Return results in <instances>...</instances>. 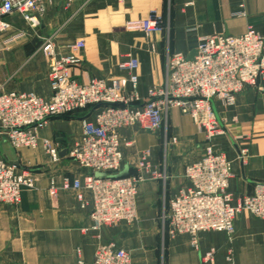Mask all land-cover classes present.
<instances>
[{"label":"crops","instance_id":"1","mask_svg":"<svg viewBox=\"0 0 264 264\" xmlns=\"http://www.w3.org/2000/svg\"><path fill=\"white\" fill-rule=\"evenodd\" d=\"M43 8L37 28L17 14L7 19L10 28L0 37V93L50 98L48 63L41 52L47 40L59 54H67L76 41L84 42L82 64L72 70L80 84L127 78L129 73L118 64L126 55L134 56L139 62L136 91L144 101L149 88L164 85L169 55L189 58L200 39L240 36L249 28L264 36V0H46ZM151 12L162 16L168 30L146 35L127 28ZM213 108L225 131L215 138V148L232 165L228 191L236 198L251 195L257 185H264V78L245 87L233 105L214 100ZM86 114L48 120L35 150H15L0 130V160L28 169L34 181L32 189L22 191L17 207H0V264H91L97 249L107 243L128 252L133 264H161L162 250L163 264H204L201 256L207 252L214 253L213 264H264L263 223L248 212L235 219L231 236L199 234L198 249L186 234L161 235L163 210L186 187L184 168L200 160L205 141L193 118L176 108L168 111L158 131L146 132L139 125L120 130L121 140L132 142L122 148V170L127 167V175L144 177L137 219L132 225L91 231L89 193L81 192L83 207L74 191L62 189L64 179L83 181L90 172L65 155L51 162L41 145L43 139L50 140L61 153L79 143L82 121L92 119ZM146 150L150 170L144 172L138 164ZM51 183L55 196L48 192Z\"/></svg>","mask_w":264,"mask_h":264},{"label":"built area","instance_id":"2","mask_svg":"<svg viewBox=\"0 0 264 264\" xmlns=\"http://www.w3.org/2000/svg\"><path fill=\"white\" fill-rule=\"evenodd\" d=\"M45 2L0 0V37L9 30L7 19L13 14L19 15L31 28L39 27ZM127 28L146 35L168 30L162 16L156 12H151L144 20L129 23ZM84 46L83 41H76L68 47L67 54H59L53 42L47 40L41 52L48 63L50 98L44 100L30 92L0 93V130L15 150H35L39 145L38 133L48 120L94 107L92 119L82 121L81 141L65 151L69 160L90 174L83 181L64 179L62 183V189L74 191L83 207L86 203L81 192L89 193L90 230L98 232L104 227L132 225L136 221L138 188L144 177L141 174L113 177L123 168L122 148L132 146L131 141L121 140L119 132L134 125L146 132L159 130L172 108L193 118L204 133L205 141L200 160L184 168L186 187L169 202L168 213L163 216L167 233L190 236L192 247L198 249L199 234L215 232L231 236L234 221L243 212L260 220L264 228V185H257L251 195L243 197L236 198L228 191L232 165L226 155L215 148V138L225 131L213 108L214 100L233 105L245 87L254 86L264 78V36L249 28L240 36L200 39L193 59L181 53L169 55L164 85L149 88L144 101L136 91L139 62L130 54L118 64L120 71L129 73L127 78L93 79L87 84L74 80L72 70L81 66L79 53ZM41 145L51 162L60 160L56 143L43 139ZM149 156L148 150L141 153L140 171L150 170ZM33 187L28 169L0 160V207H17L22 191ZM56 190L51 183L50 196H55ZM201 261L213 264L214 253L203 254ZM91 264L133 262L128 252L107 243L97 249Z\"/></svg>","mask_w":264,"mask_h":264},{"label":"rangeland","instance_id":"3","mask_svg":"<svg viewBox=\"0 0 264 264\" xmlns=\"http://www.w3.org/2000/svg\"><path fill=\"white\" fill-rule=\"evenodd\" d=\"M164 123H166V121H164ZM164 125H166V124H164ZM156 131H158V130H156ZM165 178V177H164ZM168 213V209H167V207L165 206V208H164V210H163V214H162V219H161V224H162V227H161V235L163 236V237H165V235L167 234L166 233V231H167V222H165L164 223V225H163V216H165L166 214ZM163 248V247H162ZM164 256H165V251H163L162 250V254H161V256H160V261H161V264H163V258H164Z\"/></svg>","mask_w":264,"mask_h":264},{"label":"trees","instance_id":"4","mask_svg":"<svg viewBox=\"0 0 264 264\" xmlns=\"http://www.w3.org/2000/svg\"><path fill=\"white\" fill-rule=\"evenodd\" d=\"M93 109H94V107H89V108H86L84 110L76 111V112H74L72 114H69L67 116H64L62 118H64V119H76V118L80 117V116H78V114L80 112H86L87 113L86 116H85V118H86V117L91 115Z\"/></svg>","mask_w":264,"mask_h":264},{"label":"water","instance_id":"5","mask_svg":"<svg viewBox=\"0 0 264 264\" xmlns=\"http://www.w3.org/2000/svg\"><path fill=\"white\" fill-rule=\"evenodd\" d=\"M195 55V51L191 53V55L189 56V59H193ZM65 155V151H62L60 153V157H63ZM128 174V168L125 167L120 173H118L117 175L113 176L114 178H120V177H125ZM98 177L102 176V174H97Z\"/></svg>","mask_w":264,"mask_h":264}]
</instances>
